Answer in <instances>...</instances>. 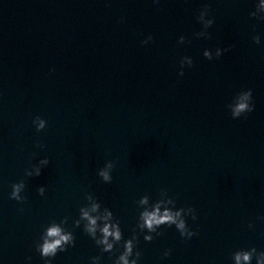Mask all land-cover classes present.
<instances>
[{
	"label": "water",
	"instance_id": "water-1",
	"mask_svg": "<svg viewBox=\"0 0 264 264\" xmlns=\"http://www.w3.org/2000/svg\"><path fill=\"white\" fill-rule=\"evenodd\" d=\"M238 1L0 0V264L141 263Z\"/></svg>",
	"mask_w": 264,
	"mask_h": 264
},
{
	"label": "clouds",
	"instance_id": "clouds-1",
	"mask_svg": "<svg viewBox=\"0 0 264 264\" xmlns=\"http://www.w3.org/2000/svg\"><path fill=\"white\" fill-rule=\"evenodd\" d=\"M213 22L212 21H209V24H212ZM149 39L152 40V37L149 36ZM256 42L258 43V37L256 38ZM142 43H146V41H143ZM207 55V54H206ZM181 75H183V73H181ZM253 97V93H252V90H248L247 93H246V98H252ZM254 110V105H252L251 107H249V105L247 103H238L235 108H234V112H233V116L234 117H237L239 116L242 112H251ZM41 127H43V122H41ZM102 175H104V178L107 180L109 177L107 176L106 173H102ZM13 188L15 189L12 194H11V198H18V193L20 191V186L18 185H13ZM41 193L43 192V189L40 190ZM85 217L88 216V214L85 212L84 213ZM144 219V222H145V225L149 228V229H152L153 225H156V224H159L161 222L162 219H167L169 221H173L174 222V217L169 214V213H165V216L162 218L160 217L159 215V209L156 210V212H145L143 214V217ZM197 217H193V219L195 220ZM91 224L92 225H95L96 221L94 219H91ZM109 227L110 226H106L103 231L105 233V241L104 243H107V236L108 235H113L115 236V238L117 240L120 239V232L119 230L117 229L115 232H110L109 230ZM178 228H180L182 230L181 232V235L183 236L184 235V228H185V224L183 221H181L179 224H178ZM188 237L189 239L195 235H197L196 232L192 231V232H189L188 234ZM48 236L49 237H59V239H52V240H46L45 241V244L43 245V248H42V252H43V255L44 256H48V255H55L56 253V249L57 247L61 244L62 241H67L69 239V237L67 236H61L60 235V229L58 227H52L48 230ZM130 244L131 242H129V248H128V251L130 253L131 249H130ZM112 247V245H108V248L110 249ZM165 256H168L170 255V251L168 252H165L164 253ZM120 259L123 261V264H129L128 262V259H127V255H122L120 257ZM241 259V256L239 254H237L236 256V260L239 262ZM243 259L245 261L249 260V255L248 254H244L243 255ZM132 264H135V261L132 262Z\"/></svg>",
	"mask_w": 264,
	"mask_h": 264
}]
</instances>
